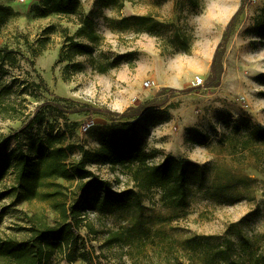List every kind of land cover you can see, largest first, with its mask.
<instances>
[{
  "label": "rangeland",
  "instance_id": "obj_1",
  "mask_svg": "<svg viewBox=\"0 0 264 264\" xmlns=\"http://www.w3.org/2000/svg\"><path fill=\"white\" fill-rule=\"evenodd\" d=\"M39 1L0 0L15 13L0 26V48L17 59L0 64V151L9 164L0 181V240L26 241L32 229L58 227L61 207L82 199V212L66 222L81 237L76 259L68 262L63 245L46 264H87L85 256L92 264H202L187 252L205 245L197 244L202 236L233 241L246 260L264 254V0H196V7L190 0H79L101 40L75 39L91 52L73 58L65 41L78 18H39ZM135 15L167 28L157 37L122 30L118 21ZM176 33L188 39L187 54L175 53ZM127 121L141 148L155 153L152 164L170 155L200 175L185 209L165 207L156 189L138 192L130 171L100 160L85 167L114 193L138 192L141 209L100 212L102 194L82 196L76 181L38 189L60 193L50 198H28L16 182L19 153H46L48 137L74 147L72 164L79 148L98 147L108 125Z\"/></svg>",
  "mask_w": 264,
  "mask_h": 264
},
{
  "label": "trees",
  "instance_id": "obj_2",
  "mask_svg": "<svg viewBox=\"0 0 264 264\" xmlns=\"http://www.w3.org/2000/svg\"><path fill=\"white\" fill-rule=\"evenodd\" d=\"M189 5L196 7V0L188 1ZM40 5L36 9L39 18H46L48 15H55L63 18H78V27L73 36L67 37L66 43L72 48L70 58L90 54L88 46L82 45L75 39H84L89 44H97L101 40L94 29L92 20L81 12L79 0H40ZM15 13L10 7L0 5V26L8 17ZM122 30L133 29L135 33H145L153 37L158 36V32L167 28V25L156 21L151 16H131L123 17L118 21ZM173 41L176 44L175 53H185L189 51L187 38H180L179 34H174ZM16 57L7 48H0V64L8 62L10 65L16 64ZM71 59L68 60L70 62ZM75 64L66 66L65 69H75ZM106 70V69H104ZM100 71V72H104ZM5 106L0 95V112ZM131 121L120 124H111L106 128V132L100 136L99 145L93 151L79 148V159L69 164L67 163L68 152L74 149L72 146H65L63 140L57 136H50L46 140V153H40L38 157H31L24 153H19L13 167V174L16 182L22 187L28 198H50L58 191L40 193L38 189H49V187H59L55 181L77 182L82 196L93 194L98 197L96 200L98 211H117L133 205L137 210L141 209V201L138 192H147L153 189L159 191L160 202L169 209L183 210L188 206L190 188L195 182H199L200 175L191 169V165L185 163L183 159H176L170 155L164 157L159 164H152L155 153L144 151L135 140L131 132ZM264 130V129H263ZM255 137H260L259 127L254 131ZM4 147L0 151V181L7 175L9 164L4 157ZM89 160H100L109 166L120 165L130 171L132 180L139 189L134 193L131 190L114 193L110 190L107 182L96 177L85 167V162ZM6 194H0V197ZM86 203L82 199L58 211L63 218V224L58 227H46L32 229L31 236L26 241L18 242L7 239L0 240V260H8L11 264H46L52 253L59 250L63 245L68 248V262L76 259L75 251L77 240L81 237L74 231V228L66 223L69 218H77L82 212ZM197 244H205L198 248L188 249L190 239L184 244L188 254L197 256L203 260L202 264H264V254L256 257H249V260L236 256L234 242L224 239L215 243L217 237H198ZM84 258V255H82ZM87 264H92L89 256H85ZM248 261V262H246ZM3 262V261H2Z\"/></svg>",
  "mask_w": 264,
  "mask_h": 264
},
{
  "label": "built area",
  "instance_id": "obj_3",
  "mask_svg": "<svg viewBox=\"0 0 264 264\" xmlns=\"http://www.w3.org/2000/svg\"><path fill=\"white\" fill-rule=\"evenodd\" d=\"M23 1H24V0H19V2H23ZM251 2L254 3L255 0H251ZM201 84H202V80H201L200 78L196 77V78L194 79V81H193V85H194V86H199V85H201ZM151 85H152V83L149 82V81H148V82H145V83L143 84V86H145V87H147V88H149ZM92 126H93L92 122L86 123V124L84 125L83 129H82L83 133L88 132V131L91 129Z\"/></svg>",
  "mask_w": 264,
  "mask_h": 264
}]
</instances>
